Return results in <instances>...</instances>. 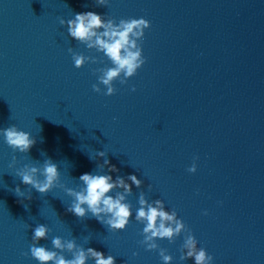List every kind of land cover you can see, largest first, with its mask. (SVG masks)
I'll list each match as a JSON object with an SVG mask.
<instances>
[{
  "label": "water",
  "instance_id": "1",
  "mask_svg": "<svg viewBox=\"0 0 264 264\" xmlns=\"http://www.w3.org/2000/svg\"><path fill=\"white\" fill-rule=\"evenodd\" d=\"M85 11L151 22L141 41L146 63L111 96L92 87L105 64L78 69L68 52L98 55L59 22ZM11 125L36 143L19 153L0 137V264H38L28 228L37 224L50 228L40 242L48 248L62 236L116 264H162L158 250L139 243L134 219L111 232L91 214L67 212L62 189L16 196L17 185L30 186L9 167L14 155L17 167L51 158L62 182L77 187L82 173L98 171L99 151L119 175L143 181L128 197L134 210L143 190L178 212L215 264H264V0H0V128ZM157 242L173 264H194L179 259L183 235Z\"/></svg>",
  "mask_w": 264,
  "mask_h": 264
},
{
  "label": "clouds",
  "instance_id": "2",
  "mask_svg": "<svg viewBox=\"0 0 264 264\" xmlns=\"http://www.w3.org/2000/svg\"><path fill=\"white\" fill-rule=\"evenodd\" d=\"M95 3L97 6H107L109 0H95ZM59 22L66 26L68 36L77 44H82L90 52L98 54L85 55L69 47L68 52L76 68H82L85 64H105L93 70L94 74H97L98 82L92 87L97 93L114 95L115 82L126 85L146 63L147 58L143 54L141 41L144 39L145 30L151 27L148 19L129 18L117 22L98 12L85 11L76 13L71 19L61 18ZM106 61L110 62V66ZM131 90L136 91L135 86ZM0 137L13 152L27 153L36 143L30 132L16 125L0 128ZM95 157L103 160L97 164L98 171L82 173L78 178V186L69 187L62 182L59 165L51 158L45 159L42 164L24 163L17 167L20 162L14 155L9 167L15 170V175L20 178L22 184L30 186L27 193L22 191L19 185L14 192L18 197L31 200V189L41 194L57 188L62 189L64 194L71 198L66 211L80 219L91 214L111 232L126 230L133 219L142 225L143 239L139 243L147 251L158 250L162 264H173L174 257L157 241L175 242L181 235V262L191 259L194 264H215L214 256L209 254L206 248L199 246L192 230L174 208L169 209L166 206L164 200H149L147 194L141 190L138 197L139 206L133 209L128 197L133 194L134 186L140 189L143 185V181L135 173L119 175L120 169L106 158V151L95 153ZM105 168L107 172L104 171ZM187 171H197L195 159ZM112 173H117L115 178ZM151 189L152 185L149 184L148 191ZM24 207L27 208V205ZM207 214L205 210L204 215ZM28 228H32L30 255L38 264H88L89 260L94 261V264H116L115 256L106 255L92 247L85 248L78 244L75 238L54 236L51 239L52 247L48 248L40 242L48 240L50 228L46 224H37L34 228L28 225ZM65 252L70 253L71 258H68ZM133 255L138 253L134 252Z\"/></svg>",
  "mask_w": 264,
  "mask_h": 264
}]
</instances>
